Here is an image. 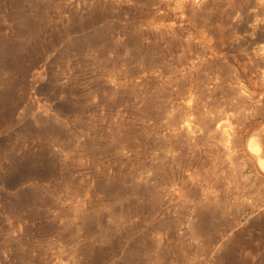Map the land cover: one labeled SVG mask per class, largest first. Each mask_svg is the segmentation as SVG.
Returning a JSON list of instances; mask_svg holds the SVG:
<instances>
[{
    "label": "rangeland",
    "instance_id": "374dc122",
    "mask_svg": "<svg viewBox=\"0 0 264 264\" xmlns=\"http://www.w3.org/2000/svg\"><path fill=\"white\" fill-rule=\"evenodd\" d=\"M157 25L155 0H0V264H264L262 200L182 130Z\"/></svg>",
    "mask_w": 264,
    "mask_h": 264
},
{
    "label": "bare ground",
    "instance_id": "6f19581e",
    "mask_svg": "<svg viewBox=\"0 0 264 264\" xmlns=\"http://www.w3.org/2000/svg\"><path fill=\"white\" fill-rule=\"evenodd\" d=\"M155 2L157 34L166 35L167 40L180 39L179 62L182 67L187 65L178 83L189 96L185 117L190 118L182 122V130L193 139L200 132L213 160H222L233 175L236 161L243 159L244 169L250 174V209L261 200L264 207V5L250 0V14H246V10L234 6L233 0ZM228 26L242 27L245 34L228 37L224 34ZM225 76L238 85L225 95L219 114L212 116L214 92H227ZM206 83L212 87L209 94L200 91Z\"/></svg>",
    "mask_w": 264,
    "mask_h": 264
},
{
    "label": "clouds",
    "instance_id": "9594fccd",
    "mask_svg": "<svg viewBox=\"0 0 264 264\" xmlns=\"http://www.w3.org/2000/svg\"><path fill=\"white\" fill-rule=\"evenodd\" d=\"M259 3L264 5V0H259Z\"/></svg>",
    "mask_w": 264,
    "mask_h": 264
}]
</instances>
